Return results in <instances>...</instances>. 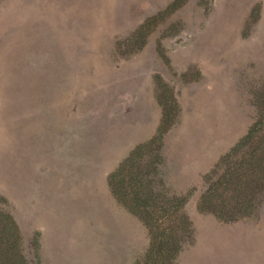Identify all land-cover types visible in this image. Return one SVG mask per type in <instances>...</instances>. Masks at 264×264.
I'll return each mask as SVG.
<instances>
[{
	"label": "rangeland",
	"instance_id": "374dc122",
	"mask_svg": "<svg viewBox=\"0 0 264 264\" xmlns=\"http://www.w3.org/2000/svg\"><path fill=\"white\" fill-rule=\"evenodd\" d=\"M0 200L26 264H264V0H0Z\"/></svg>",
	"mask_w": 264,
	"mask_h": 264
},
{
	"label": "trees",
	"instance_id": "16d2710c",
	"mask_svg": "<svg viewBox=\"0 0 264 264\" xmlns=\"http://www.w3.org/2000/svg\"><path fill=\"white\" fill-rule=\"evenodd\" d=\"M242 142L243 141L238 142L236 145H234L231 148L230 152L228 154H226V156L221 155L222 157L220 158V160L217 163L216 162L214 163V167L212 168L211 172H209V174H208V176H209L208 179H205L207 186L209 184L213 183L215 181V179H217L218 176H220L222 174V171L229 169V167L231 166L232 163L230 164L228 162V159L230 156H232L237 151V149L241 146ZM219 168H222L221 171ZM212 179H213V181H212ZM186 196H184L182 203L184 200H186ZM0 202H2V201L0 200ZM179 208H180V206H179ZM3 213L7 217L9 216L8 213H6L5 211ZM178 244H179V242H178ZM178 244H176V248L179 247ZM181 245H183V243ZM181 245H180V248H181ZM0 264H26V263H25L24 256L21 253H20V255H18V254L16 255L15 250L13 249L10 242H8V240H3V241L0 240Z\"/></svg>",
	"mask_w": 264,
	"mask_h": 264
}]
</instances>
